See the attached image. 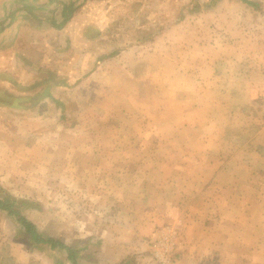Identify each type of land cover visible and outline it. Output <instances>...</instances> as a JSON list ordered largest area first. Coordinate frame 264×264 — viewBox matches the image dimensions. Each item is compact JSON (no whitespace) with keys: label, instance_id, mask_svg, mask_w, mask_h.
<instances>
[{"label":"crops","instance_id":"0c3cea01","mask_svg":"<svg viewBox=\"0 0 264 264\" xmlns=\"http://www.w3.org/2000/svg\"><path fill=\"white\" fill-rule=\"evenodd\" d=\"M76 1L78 15L73 17L74 13L70 12V15L64 18L63 15L72 9ZM90 1L0 0V113L2 114H0V189L25 188L35 191L43 188L54 189L55 184L51 183L50 186L49 181L45 180L49 176V171L53 170V160L57 151L54 147L56 136L61 134L53 132L54 129L51 127L46 131L38 132V126H45L50 124V121H54L52 113L56 115L58 112L62 123L68 120L66 111L72 104L66 102L64 95L65 98L62 99L57 97L61 90L70 95L72 91L79 92L86 81L98 72L97 76L108 73L109 78L123 81L120 83L122 87L127 85L132 87L127 92L143 95L151 90L158 93L163 90L162 86L167 74L179 79L182 72H193L195 80H192L191 74L192 83L188 87V92L183 94V90L187 87L181 88L180 91L183 98L189 94L188 102L186 101L188 107L183 109L181 102L177 107L180 112H188L189 118H175L174 125L177 127L170 128L174 132L171 138L175 141L181 138L179 140L189 143V151L184 155L210 158L206 167L209 168L213 166V162H216L220 167L216 170L219 173L229 172L231 169L236 171L238 176H234L233 181L238 182L241 195L239 199L245 203L246 196L250 195L242 191L247 190V187L256 186L251 185L249 178L244 180L240 175L246 172L256 173L264 167V20H262L264 15H261L264 14V0H222L221 3L209 7L205 11L211 16L206 23V36L190 38L189 48H184L186 46L181 45L180 40H177L179 43L176 45L171 39H166V34H162L163 36H158L157 40L148 44L137 39L133 42V47L128 49L126 47L125 51H119L114 56H110L106 50L103 51L102 47L98 46L95 47L96 49L93 48L95 53L91 60L88 55L82 56L81 53L77 58L89 67L88 75L84 74L86 72H62L58 66L48 69L45 68L47 64L44 65L45 69H36L38 73L34 72L36 71L35 53L39 47L46 44L43 40L45 37L39 34L45 31L65 30L76 26L78 29L76 35L80 37L83 47H87L96 39L101 43L109 31L113 38H117L116 29L114 31L111 29L114 24L117 29L119 28L117 22L107 20V24L103 22L97 24L100 18L103 19V9L106 11L109 7L112 8L111 2L101 4L102 0H95L102 5V8L97 11L100 16L94 21L87 18L90 9L86 8V5ZM115 7L117 4H114L113 10ZM201 11L204 9L202 8ZM91 28L97 31L94 32V36H90ZM179 46H182V49L178 48ZM182 50L186 55L185 58L188 57L189 60L182 56ZM83 51L85 52V48ZM66 52L67 49L63 51ZM198 72H201V77L205 79L203 84L196 80L199 76ZM47 73H53L60 82V86L52 89L54 94L52 99L46 97L36 101L35 93L38 91L36 87L32 88L33 86L28 84L32 86L29 88L18 84L29 83L37 78L38 74L46 77ZM82 74L86 75V78L75 81L78 77H83ZM50 84L54 86V83ZM3 89L18 97L31 96V98L13 102ZM180 100L183 101L181 97ZM23 102L26 105L25 109L18 106ZM199 112H205V117L198 119ZM11 115H14V118ZM203 125L207 126L204 134L199 129V135H195L197 127L201 128ZM186 132L190 133V137ZM74 136L79 140L85 139L84 135L74 134ZM70 138L71 136L67 135V139ZM39 141L44 142V153L36 149ZM199 145H203L204 148H199ZM172 155L184 156L181 152H173ZM229 157L238 159L231 161L232 164L229 163L228 166L225 165L228 167L226 168L223 166V161L219 160ZM81 169L83 168L74 170L77 172L76 181L79 187L86 184L85 178L82 179L85 172L80 175ZM53 176L54 174H51L49 178L53 179ZM68 177V183L75 180L74 175ZM41 181H45L43 185ZM209 181L220 183L217 178L213 180L210 178ZM223 186L230 188L225 184ZM180 198L178 202L182 203ZM29 201L38 202L34 199ZM209 202L212 204L213 198L210 200L195 198L191 199L190 205H208ZM195 210L198 211L193 209ZM33 211L38 210L31 209L29 212ZM114 215L115 213L108 211L104 217L114 222L117 220L116 217L112 220L111 216ZM223 215L225 217H222ZM223 215L220 216L219 213L212 211L188 212L185 216L175 219L172 225L162 226L163 232L155 244L157 258H155V239L149 238L147 242L141 244L143 250L135 252L139 243L123 236H114L112 225L105 230L96 225L87 240H81V234L78 235L81 231L79 224L77 230L70 228L69 222L63 224L62 229L68 227L70 237L71 235L75 238L79 237L77 239L79 248L71 246L66 240L43 234L65 243L76 251L79 264H133L134 255L142 258L140 260L142 263L139 264H234L228 262L230 252L237 253L236 264H264V226L262 224H258V228L253 226L247 233L245 219H241L243 223L238 229H230L227 224L229 219L226 214ZM51 224L56 223L51 221ZM17 233L15 222L7 212L0 210V242L4 243L6 240L9 242L8 250L5 246V251L0 252V261L9 257L13 264H37L35 260H31L34 250L32 254L30 250L25 251L23 243L16 237ZM161 238L164 239V243ZM54 251H50V264H54ZM202 251L206 252L202 253ZM173 252L178 254L177 259L174 257L175 259L172 260ZM250 252L252 255H249ZM45 258L48 256L45 255Z\"/></svg>","mask_w":264,"mask_h":264},{"label":"rangeland","instance_id":"374dc122","mask_svg":"<svg viewBox=\"0 0 264 264\" xmlns=\"http://www.w3.org/2000/svg\"><path fill=\"white\" fill-rule=\"evenodd\" d=\"M108 1L111 2L112 8L106 9L107 12L103 9V19L100 18L97 24H102L101 22L107 24V20L117 22L119 25L117 31L115 30L117 38H113L109 31L101 43L96 39L87 47H83L80 37L76 35L78 31L76 26L65 28V30L45 31L39 34L45 37L43 40L46 44L39 47L35 53V70H40L47 64L45 68L48 69L58 66L62 72H86L84 74L88 75L89 67L77 58L81 53L82 56L88 55L91 60L95 53L93 48L96 49L97 46L110 54L117 48L125 51L126 47L127 49L133 47L132 44L137 39L139 42L148 44L164 34L166 39H171L176 45L179 43L177 40H180L181 45L186 46L184 48H189L190 38L206 36V23L211 16L205 11L221 3L222 0H102L101 4ZM77 4L76 1L72 9L63 17L69 16L70 12L74 13L73 17H76ZM101 4L91 0L86 5V8L90 9L87 18L96 21V18L100 16L97 11L102 8ZM114 4H117V7L113 10ZM202 8L204 11H201ZM90 36H94V32H91ZM178 48L182 49V46ZM65 49L67 52L63 53ZM182 56L186 57L183 50ZM185 59L189 60L188 57ZM192 73L182 72L179 79L167 74L162 86L163 90L158 93L151 90L143 95L127 92L132 87L128 85L122 87L120 83L123 81L109 78L108 73L97 76L98 72L86 81L79 92L72 91V95L63 90L61 93L57 92V97L62 99L65 98L64 95L66 102L72 104L66 111L68 120L62 123L61 115L57 112L56 115L52 113L54 121H50V124L38 126V132L46 131L51 127L54 129L53 132L61 134L56 136L58 143L55 141L54 147L57 151L53 160V170L49 171V176L54 174L53 179L49 176L46 179L44 176V180L49 181L50 186L51 183L55 184L54 189L43 188L35 191L13 188L3 189V191L27 201L37 200L39 203L32 201L35 206L31 209L38 211L29 212L30 207H25L23 210L31 225L40 233L66 240L71 246L78 248L79 237L75 238L74 235L70 237L68 225L67 228L62 229L63 224L69 222V227L76 230L79 224L81 231L78 235L81 234V240L88 238L96 225H99L98 227L102 230L112 225L114 236H123L139 243L135 252L142 251L141 244L147 242L149 238L155 239V248L163 232L162 226L172 225L175 219L185 216L188 212L212 211L219 213L220 216L226 214L230 229H238V226L243 223L241 219H245L247 233L253 226L256 228L259 227L258 224L264 226V167L256 173L246 172L240 175L244 177V180L249 178L251 185L256 186L247 187V190L242 191L250 195H245V203H242L239 199L241 195L238 182L233 181V177L238 176L236 171L231 169L229 172L219 173L216 170L220 167L216 162L212 163L213 168L209 170L211 167L208 168L206 165L210 158L184 155L189 151V143L179 140L181 138L177 141L171 138L174 132L170 128L176 126L175 118H189L188 112H180L177 107L179 102L183 109L188 107L186 101L188 102L189 94L183 98L180 91L181 88L187 87L183 90V94L188 92V87L192 83L190 80ZM86 75L78 77L75 81L85 79ZM198 75L196 80L203 84L204 77H201V72H198ZM44 78L42 74H38L37 78L29 83L18 84L32 85L33 87L29 86V88H35ZM192 80H195L193 74ZM180 97L185 103L180 100ZM17 114L20 116L19 112ZM11 117L14 118V115ZM204 117L205 112L198 113V119ZM206 127L198 126L194 134L199 135V129L204 134ZM74 134L84 135L85 139L79 140ZM67 135L71 138L67 139ZM186 135L190 137V133L186 132ZM43 143L39 141L36 149L44 153ZM199 148L204 146L199 145ZM173 152H181L184 156L174 157ZM234 159L229 157L219 161H223V166L228 168L227 166L229 163L232 164L231 161ZM78 166L83 168L80 175L83 171L85 172L82 179L85 178L86 184L82 187L78 186L77 172H74L80 169ZM69 175L75 176V180L70 183H68ZM210 178L212 180L217 178L220 183L209 181ZM45 181H41V185ZM223 184L230 188L227 189ZM233 184L236 185L231 187ZM179 198L182 203L178 202ZM195 198L197 200L213 198L214 202L212 204L209 202L208 205H190L191 199ZM107 209L115 213L111 216L112 220L114 217L117 220L112 222L104 217L108 212ZM51 221H55L56 224L52 225ZM161 240L164 243V239L161 238ZM21 242L25 251L34 250L31 260H35L37 264H50L49 257L45 258L43 252L36 250L29 238H23ZM8 243L7 240L4 243L0 242V252L5 251V246L7 249ZM71 251L74 254L77 253L72 249ZM204 252L206 251H202ZM57 253L54 251V256ZM157 253L155 248V258ZM172 254V260L177 259L178 254L174 252ZM249 255H252V252ZM134 256L133 264H139L142 258L138 255ZM228 262L236 264L237 253L230 252Z\"/></svg>","mask_w":264,"mask_h":264},{"label":"trees","instance_id":"16d2710c","mask_svg":"<svg viewBox=\"0 0 264 264\" xmlns=\"http://www.w3.org/2000/svg\"><path fill=\"white\" fill-rule=\"evenodd\" d=\"M111 29L112 31H114V29H117V26L114 25ZM90 32L97 33V31H95L93 28L90 29ZM119 51L120 50H118V48L114 49L109 55L114 56ZM50 83H54V86ZM58 86H60V82L57 77L53 73H47V76L44 79H41L36 85V89L38 90L35 93L37 97L36 101L43 100L46 97L52 99L54 97L52 89ZM3 91L8 97L13 100V102L16 100H30L31 98V96L18 97V95H15L14 93L9 92L5 89H3ZM18 106H20L21 108L26 107V105H24V102L22 104H19ZM33 203L34 202L31 203L30 201H27L25 199H20L8 195L5 193V191H3V189H0V210L7 212L9 217L15 222L18 229L16 237L19 241H21L23 238H29L30 243L34 245L36 249L43 251L44 253L47 252V254L45 255H47L48 257H50L51 255V250L57 251L58 253L54 256L53 260L54 264H79L77 255L74 254L73 251H71L68 245L61 241H56V239L51 238L43 233H40L33 225H31V223L27 219V216H25V214L23 213V210L25 207H30L29 209L33 208L35 206V204ZM32 251L33 250H31V252ZM0 264H13V261L11 258L7 257L3 259L2 262L0 261Z\"/></svg>","mask_w":264,"mask_h":264}]
</instances>
